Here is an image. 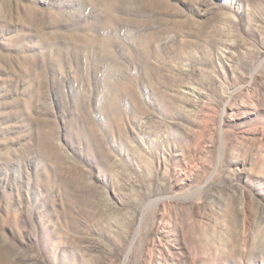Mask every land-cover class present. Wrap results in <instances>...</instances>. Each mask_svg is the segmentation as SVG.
I'll list each match as a JSON object with an SVG mask.
<instances>
[{"label": "rangeland", "instance_id": "obj_1", "mask_svg": "<svg viewBox=\"0 0 264 264\" xmlns=\"http://www.w3.org/2000/svg\"><path fill=\"white\" fill-rule=\"evenodd\" d=\"M0 264H264V0H0Z\"/></svg>", "mask_w": 264, "mask_h": 264}]
</instances>
